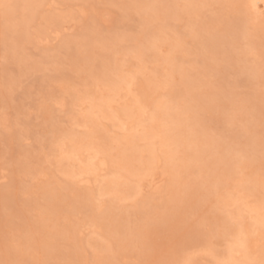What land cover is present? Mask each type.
<instances>
[{"label": "rangeland", "instance_id": "obj_1", "mask_svg": "<svg viewBox=\"0 0 264 264\" xmlns=\"http://www.w3.org/2000/svg\"><path fill=\"white\" fill-rule=\"evenodd\" d=\"M58 1L62 4L59 8L55 9L54 12L62 14H66L69 11L75 12L76 8L78 10L79 7L82 6L80 5L82 4L80 3L81 1L86 3L84 0ZM89 1L95 4L97 8L109 9V12L111 11V18L110 16L107 17L108 19L110 18L108 20L109 22L107 21V23H104L97 20L96 23L99 22V24H96L90 18H88V20L78 19V21H69L68 23H64L68 30L63 36L51 40L53 37L55 38L54 32L56 28L52 24H48L49 26H47V23L43 18L37 17L33 25L28 28V31L32 34L35 32L37 35L40 32H43L44 34L48 32V35L46 34L47 37H43V33H40V35L43 40L50 38L49 41H52L51 44H49V46L39 45L38 40L34 39L33 42H26V44L23 45L21 44V47L17 49V53H13L14 51H10V48L8 47V41L13 39V36H17V32H11L13 30L12 28V30L9 31L4 29V12L2 9L0 10V26H2L0 27V123H3L2 119L4 117H8L11 126L10 129H7L3 125H0V242L2 241V243H0V258L3 259L2 264L12 263L10 262L12 259L11 257L16 258L12 260H15L16 263L14 264H17L19 257L16 256V254L20 253V251H23V249L27 247L25 245L22 246V244L19 243V241L21 242L20 238H25L29 233L32 234L33 231H36L35 229L37 228L34 225H38V219L42 220L44 218L46 219V217L51 219L53 216V220L54 216L58 215L55 214L58 213L56 208L47 213L45 210L42 211L38 205L43 203L44 199L41 198L43 196L42 193L49 187V184H51L50 186L56 184L64 185L63 183L65 182L64 176L59 171V173L54 171L57 168L58 160L54 155L58 154L55 152L56 147L54 144L65 135H69V131L74 133L71 131L74 130L79 133V131L84 129L83 124L87 118L83 116L82 111L87 103L81 102L82 104L79 103V105L75 104L74 101H76L80 94L86 95L92 93L98 96L102 91L101 88L107 83L106 79H108V77H111V80H117L119 78V72L117 69H107L110 65L114 66V68H118L122 64L126 65L127 61H130V63L133 64L132 74L138 79L149 78V76L154 74L156 70L162 71L163 59L170 55V52H168V40L174 38H176L177 41L180 40L179 42L182 43L181 48L176 52L178 64L174 65V68L177 69L175 72V78L173 79L175 87L167 84V78L162 76L161 81L163 82V87L160 91V101L163 103L165 102L166 106L169 105L173 107V109L170 113H163L162 118L163 122L170 126H176L173 123L174 121L179 122L178 118L180 121L182 118L183 121L185 120L182 123V127L181 124H179V128L177 127L175 130L177 131L174 135L175 141L177 140L180 144L178 150H182L186 155L190 154L192 157L193 154H195L196 159L199 158L197 161L193 159L190 160L195 163V165L200 163V167L195 166L197 169L195 168L193 173H196L194 175L192 173L191 175L190 173H186L187 171H184L186 167L183 166L185 169L182 174H179L182 178L180 180V177L178 179H172V176L177 178V175H169L168 180L173 184V188L175 187L174 184L181 186L178 183L183 184L182 186H185V184L189 186L195 182V184L197 183L198 185L197 188L208 185L210 182L208 180L212 177L208 174H213L211 171H215L214 168L216 167V152L218 154L224 153L223 156L230 159L229 163L243 160L248 161L245 163L246 165L245 168L242 169L243 171L239 170V168L236 170L239 173L235 172L236 174H234L233 177H237V180L234 178L232 179L237 182H239V179L243 180L244 176L245 179H247L246 177L249 176L250 178V176L255 174H260L259 177H262L261 179L264 180V35L261 36L264 33V8L262 7L263 9H259L260 14L259 12L257 13L261 17L260 18L257 15L259 21L251 19V16L246 20L240 18V12L242 11L239 10H242L241 8L243 7H245L244 10H246V8H249V5L229 4L228 0H222L223 3L225 2V4H229L223 7V9H220L221 7L218 8L215 3L211 5L207 0L200 1L198 3V5H200L199 14H186L184 20L176 19L173 16L169 17V10H176L173 7L167 9L168 12L165 11V9L157 14L153 13V11H147V13H145L143 12L144 10H142L141 12L145 13V17L148 20L151 17L149 20V26H147V29L143 30L144 27L142 22L144 20L142 21L140 14L134 9H127L125 4H121L122 0H115L118 1L116 3L113 2V0ZM138 1L143 3L142 8L146 7L150 2H148V0ZM168 1L170 3L173 2L172 0H167V2ZM175 1L183 4L187 3L186 0ZM263 3L264 0H261L258 5L261 6ZM136 4L139 5V2ZM225 4H223V6ZM218 6H220V4H218ZM251 11H253V9H251ZM44 12V14L51 13L49 9H45ZM242 13L246 14V12ZM14 14V17L20 16L18 13ZM248 15L241 17L247 18ZM211 19L216 23H214L213 27H209L210 29L208 31H211L210 33L203 31V36L200 33V35L196 34L194 37H191L195 33L191 25L192 23L195 24L196 27L202 28L207 26L208 21ZM72 26L74 29H71ZM46 27H48V31ZM156 28H161L160 35L163 37L160 43L162 44L161 48L155 50V52H152L154 50L150 51V49H146L142 59H140L141 57L139 56L132 57V50H130L132 46H143L142 44L144 40H139L142 32H144L146 38H148V36L149 38H152V31ZM45 30L47 32H45ZM121 34L125 35L126 38L123 40H116L115 43L118 44L111 42L112 44L109 43L108 45H104L105 43H103V40L113 38L115 35L121 36ZM214 34L216 36H214ZM49 35H51V37ZM85 36H89L88 38H90V42H88L89 44L84 45L86 49L80 46L72 47L71 51L73 53L71 52L70 55L68 52L69 49L65 48L66 42L75 41L74 45H76L79 44V41H82ZM8 37H10L9 40ZM9 42L12 43V40ZM88 47L91 50L89 53L87 52ZM14 54H19V56L16 57ZM10 55H14V58ZM74 56L83 59L85 61L83 63L84 65L75 61ZM87 65H89V67H85ZM96 65L102 66L104 70L100 71L96 68ZM89 68H91V70ZM87 69L89 72H99V74L105 75L102 77H100L101 75L99 77L94 76L93 74H89ZM182 70L186 71L187 83L181 81L182 84L180 85L177 78L179 79L181 77L180 73ZM99 78L102 80L105 78V81H103L104 83ZM77 90H79V92ZM3 94H6V96ZM67 95L68 104H70L68 107L69 109L67 108L64 112L59 111L60 113L57 109L54 110V105L52 104L51 99L59 96H61V98H66ZM185 104L192 105L193 109L191 110H193L192 112H195V114H193V117H195L194 119L191 117L192 115L183 110H180V113L183 111L182 114L177 115L178 110L174 107L187 106ZM193 104L196 105L194 106ZM203 104L205 105V108ZM165 108L164 112L166 110ZM51 111H54L53 114H51ZM171 119L174 121H171ZM80 122L81 126L79 125ZM175 124L178 123L175 122ZM257 140H261V143L263 144H257ZM251 141L252 144L250 145ZM218 144L221 146H218ZM184 146L186 149H183ZM252 146L255 149H253ZM193 150L196 152L193 153ZM204 151L207 153H201ZM199 153H201V155L203 154L202 157H198ZM210 153L214 155H209ZM226 154L228 156H226ZM247 157L249 160H247ZM202 159H204V161ZM190 160H188V163ZM201 164H204L205 167ZM212 165H214L213 168H211ZM158 169H160V174L159 179L157 180H161L165 176L162 175L161 168ZM161 175L163 177H161ZM207 175L209 176L208 178ZM186 177L188 178L186 179ZM191 178L193 179L190 180ZM197 179L201 180V183L196 182ZM202 179L205 180L202 181ZM211 179H213V177ZM131 180L134 179L131 178ZM234 180H232L231 183L229 182L231 187L227 186L229 184H222V187L220 186L221 188L215 189V192H210L209 195L206 193L200 195V187L193 193L194 195L191 194L189 198L186 197L188 199L185 205L187 209H185L184 206L180 207L183 209L176 207L170 211L167 207L165 208L167 205L165 203L170 204L172 201H166L167 196L173 198V200L177 197L175 196L177 193H174L173 191L170 195L166 194V200H163L165 197L160 196V198L159 196H156L155 200L151 202L150 206H148V208H151L150 211L144 203H141L139 209L135 205L131 206L136 210L133 211L130 209L132 210L130 214V225H134L132 228L135 227L134 230L138 231L137 234L140 236L138 239L143 240L142 242L148 241L146 244L151 245L150 252L147 254L148 256L142 254L137 255L134 254V252H132L133 254L125 252L121 253L117 247H115V250L112 246L116 245L109 244L110 241H108L107 229L104 228L106 227L105 224L102 227L103 229L101 228L102 231L91 234L93 236L92 238L89 236V230H84L83 239L85 240L87 238L86 240H89L90 242L92 241V243L87 241L84 245V241L80 243L78 241L75 242L80 245L83 244V246L86 247H83L84 251L82 254L88 253L86 257L88 256V260L92 264L96 262L94 257L103 258L102 254L105 253L109 257L111 255L110 259L114 258L112 259L114 262L111 264H114L115 260L117 261L115 264H183V262L184 264L185 262L186 264H190L189 262L187 263V261H184L185 257L194 260V262L195 259L193 257L196 259L199 257L197 259L198 261L196 260L197 264H217L219 262L218 260H220V264H230L231 262L226 255L230 254L228 252L233 245L232 242L235 240V236L232 238L234 233L228 235L225 234V236L224 232L218 233V231L215 230H217L219 226L223 227L224 225H230L232 222L233 223L230 226L233 228L232 226H237L240 221L239 219H241V216H239V218L238 216H235L237 215V211L234 209L237 208V204L234 205L233 203L228 207V205H230L229 203L232 202H229L227 197L233 192L231 190H234V188H232L235 187L234 184H237ZM242 180H240V182ZM204 181H207V183ZM52 182L54 184H52ZM124 182L126 184V181ZM127 182L130 181L127 180ZM145 183H148V181ZM31 186H33V188H31ZM225 192L229 193V195ZM133 193V189L129 191V195L122 193L121 196H130L131 199L128 198L129 200L123 199L118 201L124 202L125 200H128V202L131 201L132 203L134 199ZM219 193L221 195H219ZM218 196L220 198L225 197L227 201L220 200L217 202L216 197ZM108 199L110 198L106 199L108 204L112 200H116L112 199L109 201ZM118 201L115 203L111 202L113 203L112 206L121 203ZM253 201L257 204L260 203V201H264L263 188L256 192ZM126 202L127 201L124 203ZM132 204H134V201ZM142 206H146L148 211ZM141 208L144 209L142 210ZM197 208H199V210ZM63 209V213H60L61 216L59 215L58 220H60L59 224H64L65 226L77 224V220H79V222L81 221V224L84 222L89 223L91 222L90 220H92V216L93 219L99 217L97 221L100 223L101 218L104 219V216L106 215L102 211L104 209H106L104 210L106 213L109 211L108 206L104 207L102 210L98 209L95 212L83 209L82 212L76 213L78 217H75L76 215H71V217L68 216L72 222L71 220L66 222V216L70 214L64 213ZM145 210L147 211V214L144 213ZM193 210H195L196 213H194ZM233 210L236 213L233 212ZM90 211L97 214H93L92 212L89 214ZM151 211H154V213H151ZM84 212L86 214L88 213V216H86ZM170 212L173 214L171 215ZM14 213H16V215ZM25 213L28 215L25 216ZM225 213L230 215L233 213L234 215H232V219H230V215H226ZM102 214L103 216H101ZM244 214L247 213H242V215ZM149 215L151 217H157L156 221L154 218L151 219ZM216 216H219V218H215ZM233 216H235L237 220L233 218ZM112 217L114 216L108 218L111 219V222L113 221L112 224L121 223V216ZM158 218L163 220L159 221ZM225 218H227V221H225ZM23 220L26 221L23 222ZM153 220L155 222L151 224ZM29 221L31 222L29 223ZM109 221L106 219L105 223L111 224ZM114 221L116 222L114 223ZM149 221V224L153 229H143L142 232L137 230L140 229V223H146ZM168 221H172V223L169 224ZM157 222H160V224ZM156 224L160 225V227H156ZM235 229L236 227H234L233 230ZM154 233L157 235H154ZM18 234H20L21 237H19L20 235ZM141 236L145 238H142ZM101 240L106 242H102ZM153 241H155L158 246L156 251L155 248L157 246L152 247V245H156ZM95 242H102L103 246L109 247L111 254L108 252L109 250L103 252L100 248L101 244ZM74 243L72 241H67L66 243L61 244L62 247L60 246V249L62 250V254L64 253L63 255L60 253L59 257L61 258L58 257L59 251L61 252L59 248L58 251H53V249H47L45 246L42 247V251L46 252L51 250V253H49L50 257L43 255L44 253L38 251L36 252L37 254L35 253V257L34 255H30V250L27 249L28 251L26 250L23 252L29 255L23 257L22 260L27 259L29 261L31 259V261L35 260L36 262H39L40 258V262H47V264H74V261L73 259L71 260L70 256V249L71 251L73 250L71 245L73 246ZM79 244L76 246L81 248L82 245L79 246ZM20 246H22V249H19V252L16 251L17 249L15 248H19ZM92 246L97 248L95 249V252H93ZM135 246L136 245H134V247ZM44 248L47 250H44ZM98 249L101 251L98 252ZM209 250H215V253L217 254L214 252L212 253ZM67 252H69V258L66 257ZM101 252L103 253L101 254ZM209 253L211 255H209ZM55 254H57V257L53 256ZM7 256L8 258H6ZM27 257H30V259ZM63 257H66V259H69L70 261L66 260V262L69 261L66 263L64 260H61L64 259ZM259 257L261 259L258 260ZM91 258L95 261L92 262ZM224 259H227L228 262ZM257 260H254L250 264H264V252L258 254ZM98 261H100V258H98ZM98 264H105V262Z\"/></svg>", "mask_w": 264, "mask_h": 264}, {"label": "bare ground", "instance_id": "obj_2", "mask_svg": "<svg viewBox=\"0 0 264 264\" xmlns=\"http://www.w3.org/2000/svg\"><path fill=\"white\" fill-rule=\"evenodd\" d=\"M84 1L86 3L81 1L80 3H82V4H80V5H82V6H80L78 10L76 8L77 12L76 11L75 12L69 11L66 14H62V13H55L54 12L55 9L59 8L62 4L58 0H0V10L2 9L4 12L3 13V15H4L3 19L5 20L4 21L5 23H3L4 29L8 30V31L13 29L11 32H13V31L17 32V36H15V37L13 36V39H10V40H12V43L9 42L10 41L9 38L11 37V35H10V37H8V40H9L8 41V43H9L8 47L10 48L9 50L14 51L13 53H17V49H19L21 47V44L23 45V44H26V42H33L34 39L38 40L39 45L41 44V45L49 46V44H51L52 41H49L50 38L46 39V40L42 39L40 33H43V32H40L38 35L35 34V32H34V34H35L34 35L28 31V28L33 25V23L37 19V17L43 18V20L47 23V26H49L48 24H52L56 28L55 32H54L55 38L53 37V39H51V40L58 39L61 36H63V34L68 30V28L64 24L66 22L68 23L69 21H78V19L88 20V18H90V19H92V21L94 23H96L97 20L98 21L100 20L104 23L105 22L107 23V21L111 18V16H110L111 11L109 12V9H100V8H97L95 6V4L91 3L89 0H84ZM172 1L173 2L170 3L169 1L167 2V0H148L149 3L144 8H142L143 3H141V1H138V0H122L121 4L122 5L125 4L127 9H130V10L134 9L136 12H138L140 14V18H142V21L144 20L142 22L144 29L143 28L142 29L145 30V29H147V26H149V22H150L149 20L151 19V17L149 18V20L145 17V13H147V11H150V12L153 11V13L157 14L160 11H163L165 9H166L165 11H167V9L173 7L176 10H173V11L169 10L170 11L169 17L173 16L176 19L184 20L186 14H191V13L192 14L193 13L199 14L200 5H198V3L200 1H204V0H186L187 1L186 4L179 3L178 1H175V0H172ZM207 1L211 5L215 3V5L218 8L221 7L220 9H223V7H225L226 5H229V4H240V5L246 4V5H249L248 6L249 8H246V10H244L245 7H243V6H242L243 8H241L242 10L237 9L239 11L246 12V14L240 12L241 16H244V15L246 16L249 14L247 16V18L239 16L240 18H243L244 20L250 18V16H251L252 17L251 19L259 21V19H258L259 15L257 13L259 12L260 8H262V7L264 8V3L261 6L258 5L259 1H261V0H228L229 4H225V2L223 3L222 0H207ZM113 2L116 3L118 1L113 0ZM138 2H139V5L136 4ZM216 3L220 4V6H218V4H216ZM260 3H262V2H260ZM223 4H225V5L223 6ZM45 9H49L51 11V13L44 14ZM251 9H253V11H251ZM142 10H144L143 12H145V13L141 12ZM14 13H16V14L18 13L20 16L14 17L13 16ZM242 14H244V15H242ZM259 14H260V12H259ZM109 16H110V18L108 19L107 17H109ZM158 18H159V16H158ZM187 19H188V17H187ZM161 20H162V18H161ZM99 22L96 24H99ZM162 23H164V22H162ZM214 23H216V22H214L211 19L210 21H208L207 26H204L202 28L196 27V25L192 23L191 25H192V27L194 29L193 31H195V33L191 37H194V35H196V34L200 35V33L202 35L203 31L209 32L208 31L210 29L209 27H213ZM255 26H257V25H255ZM0 27H2V26H0ZM261 28H263V27H261ZM46 29L48 31V27H46ZM71 29H74L73 26L71 27ZM1 30H2V28H1ZM47 31L45 30V32H47ZM151 31H152V29H151ZM160 31H161V28L154 29L152 31V38H149V36H148V38H146V35L144 34V32L141 31L142 35L140 34L141 37L139 38V40H142V41L144 40L143 44H142L143 46H137V45L132 46V48L130 49V50H132L131 56L132 57L133 56H135V57L139 56V57H141L140 59H142V56L145 54L146 49H150V51L154 50L152 52H155V50H157V49L159 50L161 48L162 44H160V43H161L162 38H163L162 35H160L161 34ZM263 31H261V32H263ZM46 34L48 35V32ZM46 34L43 33V37H47ZM211 34H213V33H211ZM259 35H261V34H259ZM263 35H264V33L261 36H263ZM49 36L51 37V35H49ZM214 36H216V35L214 34ZM88 37L89 36L83 37L84 39H82V41L80 40L81 43L79 41V44H76V45H74L75 44L74 40H73L74 42H68V43L66 42L65 48L70 50V51L68 50V52L70 54L72 52L71 51L72 47H75V46L84 47V45L89 44L88 42H90V40H89L90 38H88ZM124 38H126V37L123 34H121V36L115 35L113 38L103 40V43H105L104 45H108L111 42L115 43L116 40H121V39L123 40ZM135 40H136V38H135ZM179 41L180 40L177 41L176 38L168 40V45H169V49H168L169 51L168 52H170V55L163 59L162 71L156 70L154 74L149 76V78L138 79V78H135L134 74H132L133 73V71H132L133 64H131L130 61H127L126 65L120 64L121 66L119 65L120 67H118V68H114V66L110 65L111 67L109 66V68H107V67L106 68L107 69L111 68L112 70L117 69L119 72V78L117 80L116 79L114 80L112 78L113 80H111V77H108V79H106L107 83L105 82L106 84L104 85L103 88H101L102 91L98 96H96L92 93H89L86 95L80 94V96L76 99V101H74L75 104H79L81 102L82 103L86 102L88 105V106L86 105L83 108L84 110L82 111L83 116L87 118V120H85L84 124H83L84 129L82 131H79V133L75 132L74 130H71L74 133L69 131V135H65L60 140H57L56 144H54L56 147L55 152L58 153V154H54L58 159L57 160V168L54 171H57V172L59 171L64 176L65 182L63 183L64 185L56 184V185L50 186L51 184H49V187L46 188L44 190V192L42 193L43 196L41 198L44 199L43 203H40L41 205H38L39 208L42 209V211L45 210L47 213L53 211L56 208L58 213H55V212H53V213L58 214V215H55L56 217L54 216L53 220H52L53 216L51 217V219H49L47 217H46V219L44 218L45 220L42 218H41L42 220L38 219V221H37L38 225L36 226L33 224L37 228V229H35L36 231L35 232L33 231L32 234L29 233L28 235H26V237H25L26 232L24 233L25 238H20L21 242L19 241V243L22 244V246L23 245L27 246L26 248L23 249V251H26L28 249V250H30V252H29L30 255H34L35 257H36L35 253L37 251L44 253L43 255H47L48 257H50L49 253H51L52 249H53V251L54 250L58 251V248L60 249L62 247L61 244L66 243L67 241H69V242L72 241L73 243L75 241L76 242L78 241L79 243L84 241L83 243L85 245V243H87V241H89V240H86L87 238L85 240L83 239L84 230H89V233H90L89 236L92 238L93 236L91 234L102 231V229H103L102 227L105 224L106 227H104V228L107 229V237L109 238L108 241H110L109 244L116 245V246H112V247H114V248L117 247V249H119V251H121V253L125 252V253L129 254V253L134 252V254H137V255L142 254L144 256L145 255L148 256L147 254H149V252H150V248H151L150 246L151 245L146 244L148 241L142 242L143 240L138 239L140 237L139 234H137L138 231L134 230L135 227L132 228L134 225H130L131 211L136 210V209H133V207H131V206L135 205L139 209L141 203H144V205H146L148 208V206L151 205V202L155 200L156 196L165 197L163 200H166V196H167L166 194L170 195V193L173 191L174 193H177L175 195L177 197L173 200V198L167 196L166 201L172 200L173 202L171 201L172 203L170 202V204L165 203V204H167L166 206L164 205L165 208L167 207L168 210L170 211L176 207H178V208L183 207V206L185 207L187 200H188L187 198H189V196L191 194L194 195L193 193L195 191H197L200 187H201L200 191H201V193H203V194L200 193V195H204L205 193L207 195H209L210 192H215L214 191L215 189L221 188L222 184H226V185L229 184L227 186H230L231 181L237 178V177H233L234 174H236L235 172H237L236 170H238V168H239V170H242L245 168V165H246L245 163L248 161L243 160V161H239V162H235V163L230 162L231 163L230 164L229 163L230 159L228 157H224L223 156L224 153L218 154L216 152L217 155H216V159H215V164H216V167L214 168L215 171H211V173H213L211 175L208 174L209 176L213 177V179H211L212 177H210V180L207 179L208 181H210L208 183L209 186L206 184H201V185H206V186L204 187V186L199 185L200 187L197 188V186H198L197 183L195 184V182H194V184H193L191 182L192 184H190L189 186L184 183L185 186H187V187L182 186L183 184L178 183L181 186L174 184L175 187L173 188V184L171 183L170 180H168L169 175L170 176L171 175H177V178L172 176V179H178L179 177H180L179 180L182 179L181 175H179V174L183 173V170L185 169L183 166L186 167V169L184 171H187L186 173H188V174L190 173L191 175H192V173L196 167H200V165H199L200 163H197V165H195V163L191 162V160H190V159H193V160L197 161V159H199V158L196 159L195 154H193V157H192V156H190V154L186 155V153L183 152L182 150H178V146L180 144L177 140L175 141L174 135L177 133V131H175V130L177 129V127L179 128V126H178L179 124H181V127H182V123L185 120L183 121L182 120L183 118H182L181 119L182 122H181L180 119L178 118L179 122H177V121H174L171 119V121H174L173 124L176 126H170V125H167L165 122H163V118H162V114L163 113H170L171 110L173 109V107H171L169 105L166 106L165 102L163 103L162 101H160L161 100L160 99V96H161L160 91H161V88L163 87V82L161 81V77L162 76L166 77L167 78V84L171 85L172 87H175V84L173 83L174 82L173 79L175 78V72L177 71V69L174 68V65L178 64V61L176 58L177 57L176 52L182 46V43ZM115 44H118V43H115ZM138 45H140V44H138ZM90 51L91 50L88 47L87 52L89 53ZM14 55H16V54H14ZM13 56H11V57L14 58ZM18 56H19V54L16 55V57H18ZM89 56L92 57L91 55H89ZM82 57H84V56H82ZM74 60L77 61L78 63H82V65H84L83 63L85 61L83 59L78 58L77 56H74ZM123 62H125V61H123ZM72 63H75V62H72ZM85 67H89V65H87ZM96 68H98L100 71L104 70L102 68V66H99V65H96ZM89 69L91 70V68H89ZM88 72H89V70H88ZM89 74H93L94 76H98V77L100 75H101L100 77L105 75V74H99V72L98 73L97 72H89ZM180 75H181V77L179 79L177 78L178 82H180V85L182 84V82L187 83L186 71L182 70ZM99 79H101V78H99ZM198 79H200V78H198ZM103 81H105V78L102 80V82ZM108 81H110V82H108ZM186 83H185V85H186ZM77 91L79 92V90H77ZM3 95L6 96V94H3ZM64 98L65 97L61 98V96H59L57 98L51 99L52 100L51 102L54 105V110L57 109L58 112L59 111L64 112L67 110V108L70 105V104H68V95L66 96L67 99L66 98L64 99ZM0 100H1V98H0ZM74 102H73V104H74ZM189 104H185L187 106H182V107L176 106V107H174L178 110L177 115L182 114V112L185 111V112H188L190 115H192L191 117H193V114H195V112H192L193 110H191V109H193V107H192V105H189ZM193 105L195 106L196 104H193ZM164 108L166 109L165 112H164ZM204 108H205V105H204ZM180 110H183V111H181V113H180ZM190 111H191V113H190ZM51 112H52L51 114H53L54 111H51ZM51 117H53V116H51ZM194 118L195 117H193V119ZM2 120H3V123H0V125H3L5 128L10 129L11 126H10L9 118L4 117ZM196 120H197V118H196ZM255 120H257V119H255ZM175 122L178 124H175ZM80 124H81V122L79 123V125ZM177 135H179V134H177ZM200 143H201V141H200ZM251 144H252V141L250 142V145ZM257 144L262 145L263 143H261V140H257ZM218 146H221V145L218 144ZM184 148H185V146L183 147V149ZM253 149H255V148L253 147ZM192 152L195 153L196 151L193 150ZM205 152L206 151L201 152V153H205ZM201 153H199L198 157H202L203 154L201 155ZM209 155H214V154L210 153ZM232 155H234V154H232ZM226 156H228V155L226 154ZM56 157H55V159H56ZM230 158H231V156H230ZM212 159H213V157H212ZM188 160H190L189 163H188ZM202 160L204 161V159H202ZM240 160H242V159H240ZM247 160H249V158ZM199 161H201V160H199ZM208 162H210V161H208ZM201 165H203L205 167L204 164H201ZM236 165H237V167H236ZM54 167H56V166H54ZM213 167H214V165L211 166V168H213ZM158 168H161L162 175L165 176V177H163L161 175V177H163V179L160 178L161 180H157V179H159V174H160V172H159L160 169H158ZM57 172H55V173H57ZM201 172H203V171H201ZM195 173H193V175ZM237 173H239V172H237ZM46 174H47V172H46ZM191 175H189V176H191ZM208 175H207V178L209 177ZM259 175L260 174H255V175L250 176V178L248 176V177H246L247 179H245V176H244L243 180L239 179V182H240V180H242L240 183L237 182L236 181L237 179H236L234 181L237 182V184H234L235 187H232V188H234L235 191L234 190H231L233 192L229 191V192H231L230 195H229V193L225 192L226 194L229 195L228 197L226 196L228 198V201L232 202V203L227 202L230 204V205H228V207L231 206L233 203H234V205L237 204V208L234 209L235 211H237V215H235V216H238V218H239V216H241L240 217L241 219H239L240 221L238 222L237 226H232L233 228H231L230 225H232V223H233L232 222L230 225H224L223 227L219 226L217 228V230H215V231H218V233L224 232V235L234 233V235H232V238H234V236H235V238H234L235 240H234V242H232L233 245L231 244L232 245L231 248L229 247L230 249L228 252L230 254L226 255L228 260L231 262L230 264H250L254 260H257V256L259 253L264 252V201H260V203H258V204L254 202L255 200L253 201V197H255L256 192L260 191L262 188L264 189V180L261 179L262 177L260 178ZM125 177L129 178V179H126ZM131 178H133L134 180H131ZM187 178L188 177H186V179ZM232 178H234V179H232ZM192 179L193 178H191L190 180H192ZM127 180L130 182H127ZM203 180H205V179H202V181ZM124 181H126V184L127 183L128 184L126 185ZM146 181H148V183H145ZM196 182L201 183V180L197 179ZM204 182L207 183V181H204ZM174 183H177V182H174ZM52 184H54V183L52 182ZM202 187H204V188H202ZM31 188H33V186H31ZM130 188L133 189V191H134V193H133L134 204H132L133 201H132V203H131V201L128 202V200H129L128 198H130V196L129 197L125 196L131 190ZM201 189H203V190H201ZM225 189H227V188H225ZM207 192H209V193H207ZM122 193H124V194L126 193V194L124 196H121ZM219 195H221V194L219 193ZM104 196H107V197H104ZM124 197H126V198H124ZM107 198H110V199H108L109 201H111L112 199H116L114 201L113 200L111 201L113 203L117 202L118 200L128 199L125 201H127L126 202L127 204L128 203H130V204L127 205L126 203H124L125 201L124 202L118 201L121 203H117L118 205L116 204V206L115 205L112 206L113 203L109 202V204H108V202L106 201ZM219 198H220L219 196L216 197L217 202L220 200L227 201L225 197H221L220 199ZM256 199H258V198H256ZM163 200H161V201H163ZM73 201H75V202H73ZM199 203H200V201H199ZM121 204H123V205H121ZM137 204H139V205H137ZM234 205H233V207H234ZM106 206L109 207V209H108L109 211L107 213L104 211L107 208L102 211L106 215L104 216V219L101 218L100 223H98V221H97L99 217H96L93 219V216H92V220H90L91 222H89V223L84 222L81 224V221L79 222V220H77V222H76L77 224H72V225L70 224L67 226H65L64 224L63 225L59 224L60 220H58V217H59L60 213H63L62 212L63 208H64L63 209L64 213H67L70 215L66 216L67 220L66 219H62V220H66V222H68V220H71L68 218V216H70V217H71V215L75 216L76 213L82 212L83 209H88V210H92L93 212H95L98 209L102 210ZM146 206H142V207H144L146 209ZM35 207H37V206H35ZM194 207H196V206H194ZM9 208H11V207H9ZM144 208H141V209L143 210ZM130 209H132V210H130ZM148 209H149V211L151 210V208H148ZM148 209H146V210L148 211ZM180 209H183V208H180ZM185 209H187V208L185 207ZM197 209L199 210V208H197ZM88 210H86V211H88ZM146 210L144 211L145 214H147ZM225 210H227V209H225ZM234 210H233V212H235ZM13 211H14V209H13ZM92 211H90L89 214ZM193 211H194V213H196L195 210H193ZM199 212H197V213H199ZM244 212H246L247 214L242 215V213H244ZM16 213H14V214L16 215ZM151 213H154V211L153 212L151 211ZM87 214H86V216H88ZM93 214H97V213H93ZM172 214L173 213H171V215ZM225 214L230 215L227 213H225ZM26 215H28V214L25 213V216ZM216 215H218V214H216ZM232 215H234V214L232 213L230 215V217H229L230 219H232ZM17 216H20V215H17ZM101 216H103V214ZM111 216H114V217L115 216L116 217L121 216V219H122L121 223L119 222L117 224H112L113 221L111 222V219H108ZM235 216H233V218L236 219ZM75 217H78V216L76 215ZM114 217H112V218H114ZM170 217H172V216H170ZM226 217H228V216H226ZM150 218L151 219L154 218V220L156 221L157 217L155 218L153 216L152 217L150 216ZM163 218H164V216H163ZM215 218H219V216H216ZM23 219H25V218H23ZM106 219L108 221L110 220L109 223H111V224H106L105 223ZM143 219H145V218H143ZM158 219H159V221L163 220L160 218H158ZM225 219H226L225 221H227V218H225ZM21 220H22V218H21ZM154 220L151 224H153L155 222ZM222 220H223V218H222ZM25 221L26 220H23V222H25ZM30 222L31 221H29V223ZM61 222H63V221H61ZM71 222H72V220H71ZM115 222L116 221H114V223ZM78 223H80V224H78ZM149 223H150V221L146 222V223H140V226L139 225L138 226L141 230L140 229H137V230H139L141 232L143 229L149 230L150 228H152ZM157 223L160 224V222H157ZM168 223L170 224V223H172V221L171 222L168 221ZM153 227H155V226H153ZM156 227H160V225L156 224ZM234 227H236L235 230H233ZM164 230H166V229H164ZM175 230H177V229H175ZM29 232H31V231H29ZM213 234H216V233H213ZM18 235H20V234H18ZM137 235H138V237H137ZM154 235H157V234L154 233ZM216 235H218V234H216ZM19 237H21V235ZM91 238H89V239H91ZM142 238H145V237H142ZM209 240H210V237H209ZM101 241L106 242L103 240H101ZM102 242L101 243L95 242V243L101 244L100 248L102 249V251L107 252L110 248L107 246H103ZM154 242L155 241H153V243ZM0 243H2V241ZM75 243L73 244V246L71 245L73 250L71 251V249H70L71 260L73 259L74 264H92L91 262H89L88 256L86 257V255H88V253L82 254V252L84 251L83 247L84 248H86V247L83 246V244H81L82 249L78 248L77 244H79V243H76V244ZM89 243H92V241L91 242L89 241ZM155 244H156V242H155ZM81 245L79 244V246H81ZM134 245H136V246L134 247ZM22 246H20L19 248H15V249H17L16 251H18L19 249H22ZM45 246L47 249L48 248L51 249V250H48L50 252L42 251V247H45ZM94 246H92L93 252H95V249H97V248H95L96 246L95 247ZM154 246H157V244L152 245V247H154ZM46 248H44V250ZM157 248H158V246L155 248V251ZM79 249H81V250H79ZM99 249H98V252L101 251ZM85 250H88V249H85ZM115 250H116V248H115ZM23 251H20V253L16 254V256L19 257L17 264H43V263L47 264V262H42V261L40 262L39 257H38L39 262H36L35 260L31 261V259H30L31 256L27 257L30 259L29 260L30 262L27 259L22 260L23 257H26L29 255V254L28 255L25 254ZM96 252H97V250H96ZM103 252H101V254ZM108 252H110V254H111V250H109ZM210 252L215 253L216 251L214 250V251H210ZM60 253L62 254V250H61V252L59 251L58 257L60 256ZM68 254H69V252H67V256H66L67 258H69ZM123 254H122V256H123ZM215 254H217V253H215ZM209 255H211V254L209 253ZM224 255H225V253H224ZM51 256H52V254H51ZM53 256L57 257V254H55ZM40 257H42V256H40ZM66 257H63L64 259H61V260H64L66 262V260H69V259H66ZM89 257H91V256H89ZM102 257L103 258L94 257L96 262H94L95 260H93V258H91L92 259L91 261L94 262L93 264H98L101 262H103V263L105 262V264H111L114 262L112 260L114 258L110 259L111 255L109 257L105 253V254H102ZM125 257H123V258H125ZM214 257H215V255H214ZM6 258H8V256ZM11 258L14 259L15 257H11ZM59 258H61V257H59ZM98 258H100V261L101 260L102 261L101 262L98 261ZM193 258L195 259V262H194V260L189 259L188 257H185L184 261H187V263L189 262L190 264H194V263L197 264V261H198L197 259L199 257L197 259L195 257H193ZM223 258H224V256H223ZM223 258H221V259H223ZM12 259L10 260V262H12V263H10V264L16 263V261L12 260ZM259 259H261V258L259 257L258 260ZM2 260L3 259L0 258V264H2ZM188 260H190V261L192 260L191 262H194V263H191ZM224 260L228 262L227 259H224ZM218 261L220 262V260H218ZM221 261H223V260H221ZM68 262H66V263H68ZM116 262L117 261L115 260V263ZM219 262L217 264H220ZM164 264H166V263H164ZM180 264H182V263H180ZM183 264H184V262H183ZM185 264H186V262H185Z\"/></svg>", "mask_w": 264, "mask_h": 264}]
</instances>
